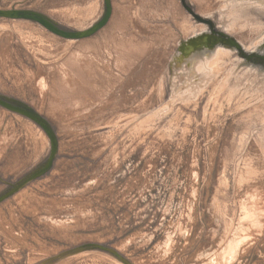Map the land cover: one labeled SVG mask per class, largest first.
Returning a JSON list of instances; mask_svg holds the SVG:
<instances>
[{"label": "rangeland", "instance_id": "1", "mask_svg": "<svg viewBox=\"0 0 264 264\" xmlns=\"http://www.w3.org/2000/svg\"><path fill=\"white\" fill-rule=\"evenodd\" d=\"M235 4L112 0L108 23L82 39L0 17V94L38 110L59 144L49 172L0 202V264H124L99 249L57 259L89 243L133 264H264V51L248 50L264 38V13L240 16ZM0 8L78 30L102 17L104 0ZM198 39L202 52L233 51L204 72L214 54H182ZM50 147L0 106V194Z\"/></svg>", "mask_w": 264, "mask_h": 264}, {"label": "water", "instance_id": "2", "mask_svg": "<svg viewBox=\"0 0 264 264\" xmlns=\"http://www.w3.org/2000/svg\"><path fill=\"white\" fill-rule=\"evenodd\" d=\"M104 13L100 19H97L96 22L92 23L89 27L85 29H64L57 25V23H54L52 20L48 19L46 16H44L41 13L27 10V9H0V17L5 18H30L34 21L42 24L45 26L49 31H51L54 34H57L63 38H69V39H82L85 37H89L93 34H95L98 30H100L102 27H104L108 21L110 20V17L112 15L113 5L112 0H104ZM224 34V33H222ZM237 42V40H236ZM238 47L241 49V45L237 42ZM0 106L15 112L17 114H20L31 121H33L36 125H38L49 137L51 142L50 152L48 155V158L44 163L39 165L38 167L34 168L30 173H28L25 177H23L21 180H19L16 183H12L11 187H9L7 190L2 192L0 194V202L5 200L6 198L12 196L15 192H17L21 187L28 184L32 180L46 174L50 171V169L53 166L56 154L58 152V137L53 129L51 123L46 119L38 110H36L34 107L29 105L28 103L12 98L3 94H0ZM88 249H99L101 251H105L106 253H109L119 261H121L124 264H133L130 262L125 256H123L118 250L108 246L103 245L99 243H89L83 246H80L78 248L69 250L61 254L58 258L63 257L65 255H71L74 253H78L81 251H85ZM53 260V259H52Z\"/></svg>", "mask_w": 264, "mask_h": 264}, {"label": "bare ground", "instance_id": "3", "mask_svg": "<svg viewBox=\"0 0 264 264\" xmlns=\"http://www.w3.org/2000/svg\"><path fill=\"white\" fill-rule=\"evenodd\" d=\"M233 1H235V9H237V13H239L240 14V16H246L248 13H250L252 10L250 9V7H254V8H258V11L262 14V13H264V1L263 0H233ZM104 7H105V5H104ZM253 8V9H254ZM0 9H2V8H0ZM14 9H16V8H14ZM105 9V8H104ZM18 10H21V9H18ZM28 10V9H27ZM231 10V9H230ZM32 11H34V10H32ZM35 12H37V11H35ZM38 13H40V12H38ZM233 13V12H232ZM254 13V12H253ZM42 14V13H41ZM44 15V14H43ZM44 16H46V15H44ZM47 17V16H46ZM2 18H5V17H2ZM48 19H50L49 17H47ZM263 18V17H262ZM12 19H26V20H32V21H34L33 19H30V18H12ZM50 20H52V19H50ZM53 21V20H52ZM36 22V21H35ZM54 22V21H53ZM55 23V22H54ZM252 23V22H251ZM254 23V22H253ZM204 24V23H203ZM255 24L256 25H258L257 27L258 28H262L263 27V24H264V22L263 21H261V18H257L256 19V21H255ZM42 25V24H41ZM58 25V24H57ZM222 25V24H221ZM235 25V24H234ZM43 26V25H42ZM59 26V25H58ZM45 27V26H44ZM46 28V27H45ZM64 29H66V28H64ZM259 31V30H258ZM257 31V32H258ZM51 32V31H50ZM261 33V32H260ZM262 34H264V33H262ZM57 35V34H56ZM59 36V35H58ZM260 36H263V35H260ZM263 38V37H262ZM261 38V39H262ZM69 39V38H68ZM219 39V38H218ZM201 40H203V39H198V40H196L195 41V46H193L194 45V43H193V45H192V47H187V46H185L184 47V53L182 52V54H184V56H188V55H194L193 56V59H190V60H188V62L189 63H193L194 61H197L196 59H199V56L202 58V56L204 57V55L206 54V53H208V54H214L213 56H212V59H211V57H210V59H209V56H208V58H206V60H204L201 64H200V68H199V70H204V72L205 71H207V69H208V73H209V69L211 68V69H214V67H215V65L217 64V62H218V59H220L219 57L220 56H222V55H229V54H231V51H233V49H231L229 46H224V45H219V46H217V47H213L214 49L213 50H211V51H209L208 50V52L206 51V50H204V52H202L201 51V49L204 47V46H206V45H202V46H198V45H200V43H201ZM204 41V40H203ZM229 41H230V43L231 44H235V45H237V42L235 41V40H233V39H229ZM258 41V40H257ZM256 42V41H255ZM238 46V45H237ZM251 46H252V48H251ZM251 46H249L250 48H248V50H249V52H254V51H257L258 49L259 50H261V51H264L263 50V48H264V38H263V40L262 41H260V42H258V43H256L255 45H252V43H251ZM208 49H209V47H207ZM212 48V47H211ZM188 51V52H187ZM246 51V50H245ZM210 52V53H209ZM211 52H213V53H211ZM186 53V54H185ZM196 53H198V55H195ZM207 55V54H206ZM215 56V57H214ZM262 56V55H261ZM228 57V56H227ZM238 58V57H237ZM240 58V57H239ZM244 58V57H243ZM184 59V58H183ZM187 59V58H186ZM185 59V60H186ZM241 59V58H240ZM179 60V59H178ZM228 60V59H227ZM226 60V61H227ZM206 61V62H205ZM235 61H237V59L235 60ZM180 62H182V61H180ZM241 62V61H240ZM196 63V62H195ZM178 64H179V62H178ZM194 65V64H193ZM219 66V65H218ZM221 66V65H220ZM237 66V65H236ZM239 66V65H238ZM217 67V66H216ZM230 69V68H229ZM188 70V69H187ZM215 70H216V68H215ZM227 71V70H226ZM242 71V70H241ZM190 72L192 73V74H194V72H195V69L193 68V67H191V69H190ZM240 72V71H239ZM259 72V71H258ZM196 73V72H195ZM235 73V72H234ZM233 73V74H234ZM241 73V72H240ZM205 74V73H204ZM227 74V73H226ZM253 74V73H252ZM251 74V75H252ZM196 75H198V74H196ZM222 75V74H221ZM254 75H256V74H254ZM263 75V74H262ZM259 77H260V75H259ZM264 77V76H263ZM214 78V77H213ZM225 78H226V76H225ZM237 78V77H236ZM244 78V77H243ZM261 78V77H260ZM179 79V78H178ZM189 79V78H188ZM187 79V80H188ZM235 79V78H234ZM264 79V78H263ZM207 80V79H206ZM226 80V79H225ZM259 80V79H258ZM261 81H262V79H260ZM221 81H223V80H221ZM243 81H244V79H243ZM193 82V81H192ZM203 82V81H202ZM258 82H260V81H258ZM257 82V83H258ZM191 83V82H190ZM220 84H221V82H220ZM222 85V84H221ZM220 85V86H221ZM224 85V84H223ZM247 85V84H246ZM245 85V86H246ZM198 86V88H200V86L199 85H197ZM196 86V87H197ZM227 86H230V85H227ZM239 87V86H241V82H237V84L235 85V88H237V87ZM244 86V87H245ZM219 87V86H218ZM222 87V86H221ZM220 87V88H221ZM219 88V90H221ZM228 88V87H227ZM255 88H256V86H255ZM229 89V88H228ZM242 89H243V87H242ZM179 90V89H178ZM257 92H262V91H264V82H263V85H262V87L260 88V87H257ZM202 91V90H201ZM234 91V90H233ZM252 91V90H251ZM229 92H231V91H228V93ZM237 92V91H236ZM246 92V91H245ZM250 92V91H249ZM248 92V93H249ZM255 92V91H254ZM227 93V92H226ZM232 93V92H231ZM239 93V92H238ZM241 94V93H240ZM247 94V93H246ZM258 94V93H257ZM228 95H231V94H228ZM243 95V94H242ZM227 97H229V96H227ZM241 97H243V96H241ZM234 99V98H233ZM250 102V101H249ZM241 105V104H240ZM243 106V105H242ZM258 110V109H257ZM251 112H253V111H251ZM262 117H263V115H262ZM260 119V118H259ZM263 119V118H262ZM262 125H264V124H262ZM241 138V137H240ZM263 140V139H262ZM261 142V141H260ZM263 144V143H262ZM263 146V145H262ZM237 242V241H236ZM239 242V241H238ZM232 244V243H231ZM232 250V249H231Z\"/></svg>", "mask_w": 264, "mask_h": 264}]
</instances>
